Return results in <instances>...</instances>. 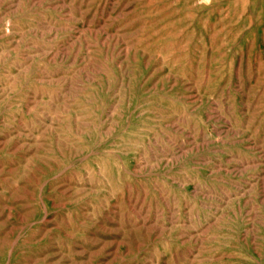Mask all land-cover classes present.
<instances>
[{
  "label": "rangeland",
  "instance_id": "374dc122",
  "mask_svg": "<svg viewBox=\"0 0 264 264\" xmlns=\"http://www.w3.org/2000/svg\"><path fill=\"white\" fill-rule=\"evenodd\" d=\"M0 264H264V0H0Z\"/></svg>",
  "mask_w": 264,
  "mask_h": 264
},
{
  "label": "bare ground",
  "instance_id": "6f19581e",
  "mask_svg": "<svg viewBox=\"0 0 264 264\" xmlns=\"http://www.w3.org/2000/svg\"><path fill=\"white\" fill-rule=\"evenodd\" d=\"M62 116V115H61ZM161 155H163V154H161ZM118 156V155H117ZM232 158V157H231ZM219 166H221V165H219ZM236 167V166H235ZM234 170V169H233ZM212 172V171H211ZM263 178V177H262ZM204 196V195H203Z\"/></svg>",
  "mask_w": 264,
  "mask_h": 264
}]
</instances>
